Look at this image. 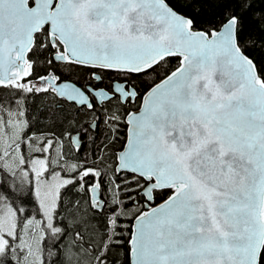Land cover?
Here are the masks:
<instances>
[{
    "label": "snow or ice",
    "instance_id": "obj_1",
    "mask_svg": "<svg viewBox=\"0 0 264 264\" xmlns=\"http://www.w3.org/2000/svg\"><path fill=\"white\" fill-rule=\"evenodd\" d=\"M0 264H264V0H0Z\"/></svg>",
    "mask_w": 264,
    "mask_h": 264
}]
</instances>
